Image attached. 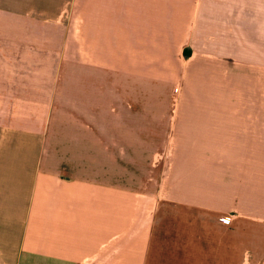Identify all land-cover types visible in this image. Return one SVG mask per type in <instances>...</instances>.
Returning <instances> with one entry per match:
<instances>
[{"label": "crops", "instance_id": "obj_1", "mask_svg": "<svg viewBox=\"0 0 264 264\" xmlns=\"http://www.w3.org/2000/svg\"><path fill=\"white\" fill-rule=\"evenodd\" d=\"M104 45L169 51L195 100L113 85ZM157 133L136 183L125 143ZM0 264H264V0H0Z\"/></svg>", "mask_w": 264, "mask_h": 264}, {"label": "rangeland", "instance_id": "obj_2", "mask_svg": "<svg viewBox=\"0 0 264 264\" xmlns=\"http://www.w3.org/2000/svg\"><path fill=\"white\" fill-rule=\"evenodd\" d=\"M71 44L69 47V54H67V60L64 62L65 69H77L81 66H86L88 60V67L95 64V56L92 58L91 52L95 51L94 46H89L87 52V47L80 45V38L78 35L70 38ZM125 50H127L126 47ZM169 50V47L168 49ZM126 52V51H125ZM103 56L102 63L105 70L107 69H118L120 72L114 77L112 84L119 85L121 89H127L126 87L130 85L146 86L150 93L147 95V99L151 96V101L153 102H167L171 105V109L174 110L175 103L187 102L195 100V94L192 89L191 80L179 77L180 68L171 59L170 53L168 51L167 55H164L163 59L160 61L158 54H151L148 57L149 60H137L136 62H131L128 60L127 54L120 51L118 57L112 50L111 46L104 45L102 49ZM138 57V56H137ZM100 58V59H101ZM70 59V60H69ZM127 71H133L130 76ZM108 82L105 83V85ZM111 84V82H109ZM124 87V88H123ZM126 91V90H125ZM122 96V95H121ZM129 96L131 101L137 103L138 97H143L139 94H126ZM196 99L198 100V95L196 94ZM200 100H206V95H200ZM151 128V127H150ZM157 128L152 126L151 130L153 133ZM152 142H132L125 143L129 147V152L132 153V158L121 159L124 166H128L129 176L136 183L141 182L144 178L153 185L154 179L156 180L157 175L154 172V168L157 169L158 166L162 164H169L170 158L166 157L167 153L175 148L176 143L169 140L166 143H160L158 138L159 135L152 134ZM151 147V156H148L149 148ZM168 152H167V151ZM166 151V152H165ZM164 152V153H163ZM121 164V165H122ZM128 164V165H127ZM153 169V172H151ZM151 179V180H150ZM141 184V183H140Z\"/></svg>", "mask_w": 264, "mask_h": 264}, {"label": "built area", "instance_id": "obj_3", "mask_svg": "<svg viewBox=\"0 0 264 264\" xmlns=\"http://www.w3.org/2000/svg\"><path fill=\"white\" fill-rule=\"evenodd\" d=\"M227 220H229V218H227Z\"/></svg>", "mask_w": 264, "mask_h": 264}]
</instances>
